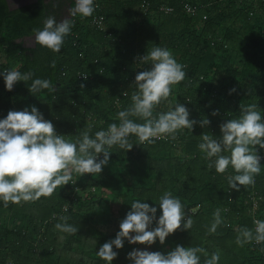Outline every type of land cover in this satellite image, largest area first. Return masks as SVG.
Wrapping results in <instances>:
<instances>
[{"label":"trees","instance_id":"1","mask_svg":"<svg viewBox=\"0 0 264 264\" xmlns=\"http://www.w3.org/2000/svg\"><path fill=\"white\" fill-rule=\"evenodd\" d=\"M186 1L201 6L197 15L185 10ZM64 4L38 0L11 9L8 0H0V119L10 110L30 111L34 105L66 139L74 140L89 125L94 136L119 124L117 113L131 105L136 74L151 68L138 57L159 46L185 66L186 77L173 85L172 94L155 112L181 103L190 119L199 122L206 117L210 124L182 129L175 140L140 144L130 135L133 147L110 149L101 173H73L75 183L35 202L5 207L0 201V264H107L96 253L115 238L131 202L157 208L150 226L154 228L165 192L180 199L194 222L192 228L181 226L164 244L158 239L152 245L125 239L122 248L113 246L118 255L111 264H133L127 258L133 249L167 254L177 245L203 248L209 256L219 251L218 264H264V244L236 243L238 229L254 230L253 221L264 220V159L255 186L236 191L226 180L234 170L229 167L219 174L209 169L198 147L203 133L219 138L220 125L240 116V104H256L264 117V0H94L98 7L91 16L73 18L71 33L58 53L38 44L26 46L24 39L34 37L32 29L42 28L49 15L56 18ZM163 6L172 11L166 13ZM96 14L104 16L112 36L93 25ZM9 70L31 73L32 79L18 81L9 91L3 79ZM36 78L49 80L55 91L30 93ZM257 150L264 152L259 146ZM102 158L101 153L98 159ZM217 209L224 223L211 233ZM61 216L78 228L76 234L55 228ZM200 255L203 264L205 257Z\"/></svg>","mask_w":264,"mask_h":264},{"label":"clouds","instance_id":"2","mask_svg":"<svg viewBox=\"0 0 264 264\" xmlns=\"http://www.w3.org/2000/svg\"><path fill=\"white\" fill-rule=\"evenodd\" d=\"M94 10V0H74V5L68 9L71 18L57 22L54 16L49 15L43 20L42 28L32 29L35 43L58 53L65 37L71 33L73 18L78 15L89 17ZM138 61L150 63L151 68L136 74V90L131 94V105L117 113L119 124L112 123L106 130L96 131L94 136L90 134L92 126L89 125L74 140L66 139L64 135L57 134L55 125L46 120L34 105L30 106V111L28 107L21 111L10 110L5 118L0 119V201L5 207L9 203L35 202L41 197H51L58 187L75 183L73 173L79 176L101 173L103 166L109 162L110 149L118 146L130 150L133 147L129 142L130 135L137 137L140 144L153 143L158 139L175 140L177 132L182 129L192 131L196 123H200L201 127L210 124L206 117L199 122L190 119L189 110L181 103L166 112H155L157 106L168 100L173 85L181 83L186 77L185 66L177 62L169 49L153 47L138 57ZM3 79L6 89L11 91L18 81L32 79V74L9 70L3 73ZM44 89L55 91L47 79L36 78L29 85V91L34 95ZM123 95H128L127 91ZM257 107L256 104H240V116L220 125L219 138L203 133L198 144L209 161V169L214 167L219 174L226 173L229 167L234 170L235 174L227 175L226 180L229 187L236 191L241 186L254 187L255 177L261 173L257 146L264 148V117ZM217 114V111L213 112V115ZM133 117L143 123L135 122ZM101 153L103 158L98 159ZM158 204L162 214L156 226L150 228L156 220L157 208L140 200L132 201L131 210L120 222L115 238L105 242L97 251V256L111 264L118 255L113 246L122 248L125 239L131 244L152 245L157 239L164 244L166 237L181 226L185 230L192 228L194 222L191 216H186L184 205L171 192H165ZM59 219L62 222L55 225L56 229L71 235L78 232L77 227L67 223L68 217L61 216ZM223 223L220 209H217L208 231L215 233ZM253 223L254 230L247 227L238 229L236 243L239 246L253 241L264 244V220L255 219ZM200 254L205 257L203 264H218L220 260L219 251L209 256L203 248L181 245L167 254L133 249L127 258L133 264H201Z\"/></svg>","mask_w":264,"mask_h":264},{"label":"built area","instance_id":"3","mask_svg":"<svg viewBox=\"0 0 264 264\" xmlns=\"http://www.w3.org/2000/svg\"><path fill=\"white\" fill-rule=\"evenodd\" d=\"M184 8L185 10L192 14V15H197L198 12H199V9L200 7L197 5V4H192L191 2H184ZM98 5L96 4L95 5V8H97ZM162 10L165 11L166 13H169L172 11V8L171 7H166V6H163L162 7ZM205 18L207 17L206 15L204 16ZM92 23L94 26H96L98 29L102 30V31H105L107 32L110 36H112V32H110L108 29H107V26H106V22H105V18L103 15H100V14H96L93 16V20H92ZM258 155L261 157V160L264 159V152L262 153H258ZM260 160V161H261Z\"/></svg>","mask_w":264,"mask_h":264},{"label":"flooded vegetation","instance_id":"4","mask_svg":"<svg viewBox=\"0 0 264 264\" xmlns=\"http://www.w3.org/2000/svg\"><path fill=\"white\" fill-rule=\"evenodd\" d=\"M19 0H12V5H16L18 3ZM72 1L74 0H45L46 3H49V2H53L54 4H59V3H62L64 2V8L61 9L57 15L56 18H58V20H63L64 18H70V14L68 12V9L71 7L72 5ZM57 7H55L56 9ZM52 13H55V10L52 11Z\"/></svg>","mask_w":264,"mask_h":264},{"label":"water","instance_id":"5","mask_svg":"<svg viewBox=\"0 0 264 264\" xmlns=\"http://www.w3.org/2000/svg\"><path fill=\"white\" fill-rule=\"evenodd\" d=\"M8 1H9V4L11 5V9H15V8H20V7L32 4L34 2H37L38 0H19L16 5H12V0H8ZM19 41H21V40H19ZM24 41H25L26 46H35L36 45L34 37H32V36L26 37L24 39Z\"/></svg>","mask_w":264,"mask_h":264},{"label":"rangeland","instance_id":"6","mask_svg":"<svg viewBox=\"0 0 264 264\" xmlns=\"http://www.w3.org/2000/svg\"><path fill=\"white\" fill-rule=\"evenodd\" d=\"M188 2H189V1H188ZM192 4H193V3H192ZM197 5H198V4H197ZM198 6L201 8V6H200V5H198ZM69 17H70V16H69ZM70 18H71V17H70ZM30 43H31V42H30ZM142 249H143V247H142ZM142 249H140V248H139V250H142Z\"/></svg>","mask_w":264,"mask_h":264}]
</instances>
